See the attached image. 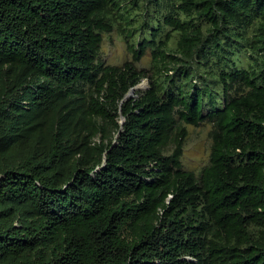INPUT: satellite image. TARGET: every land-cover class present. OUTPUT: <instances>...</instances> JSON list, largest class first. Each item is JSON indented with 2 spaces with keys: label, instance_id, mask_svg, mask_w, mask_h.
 I'll return each mask as SVG.
<instances>
[{
  "label": "trees",
  "instance_id": "16d2710c",
  "mask_svg": "<svg viewBox=\"0 0 264 264\" xmlns=\"http://www.w3.org/2000/svg\"><path fill=\"white\" fill-rule=\"evenodd\" d=\"M0 264H264V0H0Z\"/></svg>",
  "mask_w": 264,
  "mask_h": 264
},
{
  "label": "rangeland",
  "instance_id": "374dc122",
  "mask_svg": "<svg viewBox=\"0 0 264 264\" xmlns=\"http://www.w3.org/2000/svg\"><path fill=\"white\" fill-rule=\"evenodd\" d=\"M145 2L146 0H140L141 4ZM143 7L144 5L142 8ZM141 9L138 7L133 10V13H142ZM153 10L154 6H151V12L149 13H153ZM151 17H154V14ZM119 25V22L116 23L112 32L105 33L101 58L108 63L121 64L125 60L132 58V54L128 50L126 38ZM165 29L169 30V27H166ZM175 43L176 42H174L173 45ZM150 61L151 55L148 53L138 64L140 66H149ZM142 83H148V78H145ZM187 127L189 133L185 141L183 163L187 169L199 173L210 159L212 145L210 131L212 129V124L206 121L200 125L188 124Z\"/></svg>",
  "mask_w": 264,
  "mask_h": 264
},
{
  "label": "water",
  "instance_id": "95a60500",
  "mask_svg": "<svg viewBox=\"0 0 264 264\" xmlns=\"http://www.w3.org/2000/svg\"><path fill=\"white\" fill-rule=\"evenodd\" d=\"M146 84H147V83H146ZM146 84H144V83L141 82V83H139V84L133 86V87L131 88V90L129 91V93L127 94V97H129V96H133V95L135 94L137 88H140L141 86L144 87V86H146Z\"/></svg>",
  "mask_w": 264,
  "mask_h": 264
}]
</instances>
